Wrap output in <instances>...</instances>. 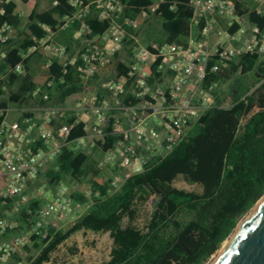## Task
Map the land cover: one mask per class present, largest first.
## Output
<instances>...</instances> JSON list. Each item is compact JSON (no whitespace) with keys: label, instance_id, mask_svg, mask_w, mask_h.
Returning a JSON list of instances; mask_svg holds the SVG:
<instances>
[{"label":"trees","instance_id":"trees-1","mask_svg":"<svg viewBox=\"0 0 264 264\" xmlns=\"http://www.w3.org/2000/svg\"><path fill=\"white\" fill-rule=\"evenodd\" d=\"M75 1L23 0L32 6L26 15L15 0H0V127L14 106L21 111L18 123L23 125L25 118H36L31 110L36 105L66 109L70 100L78 98L83 88L77 68L84 63L82 54L93 40L102 45L110 21L101 20L94 6L87 16L79 18V10L93 0ZM122 1L124 9L119 20L124 22L129 35L136 34L134 30L154 17L162 18L164 36L159 42L186 43L192 34L194 9L189 0ZM231 1L237 13L264 31V4ZM143 11H148L147 18L142 16ZM127 20L135 21L137 27L126 23ZM83 22L91 31L78 37ZM5 24L12 33L3 31ZM45 25L55 30V42L66 47L69 57L77 55L75 62H68L75 64L63 66L59 58L50 56L43 47L26 54L47 35ZM234 30L235 27L231 29ZM1 34L7 38L4 40ZM131 42L130 38L125 39L123 49L108 62V67H115L120 73L128 70L129 63L134 62ZM248 73L256 79L254 88H240L237 79L232 103L225 105L230 94L223 85ZM98 77L96 74L93 80ZM213 79H219L221 84L217 93L219 105L194 119L187 139L169 155L155 158L145 172L127 178L118 189L112 187L99 168L104 152L116 144L118 135L108 131L96 136L88 152L76 142L86 135L85 123L77 113L66 109L54 117L49 127L58 129L69 124L71 143L40 171L29 190L41 187L43 178L54 188L63 182L77 184L70 196L86 210L67 230L50 223L46 237L32 236L25 246L31 253L25 264H64L52 254L81 230L110 234V258L98 264H206L264 196V61L255 54L242 55L217 74L209 73L206 83ZM37 88L40 91L34 94ZM131 101L129 97L128 102ZM178 179L198 184L202 190L178 188ZM46 201L32 199L11 214L22 223V228L31 227L40 219V209ZM150 201L153 209L141 225L142 211ZM10 206L11 202L7 208ZM5 213L0 210V215ZM12 234L7 231L1 235L10 240ZM70 248L73 254L78 252L77 247ZM33 249L37 254H32ZM15 260L22 259L16 255Z\"/></svg>","mask_w":264,"mask_h":264},{"label":"built area","instance_id":"built-area-1","mask_svg":"<svg viewBox=\"0 0 264 264\" xmlns=\"http://www.w3.org/2000/svg\"><path fill=\"white\" fill-rule=\"evenodd\" d=\"M189 1L194 12L192 34L186 43L152 41L148 45L138 35H129L124 22L119 20L124 9L122 0H93L77 13L79 18L85 17L94 6L101 20L110 21L102 45L93 40L88 51L82 54L84 63H79L77 68L83 88L66 109L75 111L85 123L86 135L76 142L88 152L96 136L108 131L118 135L116 144L104 152L99 163L114 189L120 188L132 175L145 172L155 158L160 160L169 155L187 139L193 120L219 105L217 93L221 84L219 79L206 83L209 73L217 74L231 61L248 53L264 61V31L237 13L235 3L231 0ZM252 1L264 4V0ZM142 16L147 18L148 11H143ZM221 19L226 21V27L220 25ZM126 23L137 27L135 21ZM233 27L235 30L231 31ZM45 29L47 35L26 54L43 47L50 56L59 58L63 66L75 64L68 62H75L77 55L69 57L66 47L55 42V30L47 25ZM3 31L13 32L7 24ZM90 31L83 22L77 36ZM1 37L7 38L3 34ZM128 38L132 40L130 49L134 62L129 63L126 72L120 73L115 67H108V62L123 49ZM96 74L99 77L93 80ZM39 91L37 88L34 94ZM44 97L48 98V94ZM129 97L133 102H128ZM66 109L36 105L31 109L36 114L35 119L27 117L20 125L19 118L14 122L7 118L0 127V210L6 211L0 215V234L13 232L10 240L0 239V264H25L31 255L25 246L34 235H48L49 218L69 219L74 214L75 203L70 193L77 184L65 182L56 187L54 198L42 205L40 219L31 227L22 228V223L11 214L20 211L32 199L42 197L36 190L30 191V185L62 148L71 143L69 124H62L58 129L49 127L53 118ZM9 202L11 206L7 208ZM16 255L22 260L16 261Z\"/></svg>","mask_w":264,"mask_h":264},{"label":"rangeland","instance_id":"rangeland-1","mask_svg":"<svg viewBox=\"0 0 264 264\" xmlns=\"http://www.w3.org/2000/svg\"><path fill=\"white\" fill-rule=\"evenodd\" d=\"M17 1L21 4L24 13H28L30 11V7L25 4L22 0ZM137 35L142 40V42L162 40L164 36L162 18L154 17L146 24L140 26L137 29ZM237 79L240 80V88H244L245 86H247V88L253 89L256 84V79L252 73H248L246 75H239L225 83L223 85V89L230 94L229 98L226 100L227 105H230L232 103V92ZM73 103L74 101L70 100L68 105H72ZM11 109L12 110L8 115V121L14 122L19 118L20 110L16 106L12 107ZM39 117H41V115H39ZM42 183L44 184L41 187H36V189H34L36 190V194L41 195V198H44L45 200L54 198L56 188H54L47 179L43 178ZM175 186L190 191L200 192L202 190L200 185L189 184L182 179L176 180ZM74 207V214L69 219L60 218L59 216H52L49 218V220L58 228H62L64 230L69 229L73 225L77 217L84 213L86 210L85 206H81L78 204H75ZM152 209L153 201H150L142 211V215L139 220L141 225L143 224ZM244 217L241 219V221L244 219ZM7 238L9 237L4 238L0 234V239L9 240ZM112 242V238L107 232L81 230L71 235L66 241L59 245L52 255L54 258H58V260L64 264H98L110 258ZM70 247H77L78 252L76 254H73L70 250ZM37 252L38 251L35 249L32 250V254H36Z\"/></svg>","mask_w":264,"mask_h":264},{"label":"water","instance_id":"water-1","mask_svg":"<svg viewBox=\"0 0 264 264\" xmlns=\"http://www.w3.org/2000/svg\"><path fill=\"white\" fill-rule=\"evenodd\" d=\"M230 235L208 264H264V198Z\"/></svg>","mask_w":264,"mask_h":264},{"label":"crops","instance_id":"crops-1","mask_svg":"<svg viewBox=\"0 0 264 264\" xmlns=\"http://www.w3.org/2000/svg\"><path fill=\"white\" fill-rule=\"evenodd\" d=\"M15 1L20 5V7H21V9H22V12L24 13V10H23L21 4H20L17 0H15ZM22 1H23V0H22ZM251 1H252V0H251ZM24 3H25V2H24ZM25 4H27V3H25ZM27 5L30 7V11H29L28 13H24V14H26V15H28V14L31 12V10H32V6H31L29 3H28ZM220 25L223 26V27H226V26H227L226 21L223 20V19H221V20H220ZM134 32H135L136 35H137V29L134 30ZM193 33L196 34V31H194ZM151 42H152V41H150V42H148V43H151ZM144 43H146V42H144ZM148 43H146V44H148Z\"/></svg>","mask_w":264,"mask_h":264},{"label":"bare ground","instance_id":"bare-ground-1","mask_svg":"<svg viewBox=\"0 0 264 264\" xmlns=\"http://www.w3.org/2000/svg\"><path fill=\"white\" fill-rule=\"evenodd\" d=\"M263 198H264V196L261 198V200H262ZM261 200H260V201H261ZM260 201H259V202H258V203H257V204H256V205H255V206H254V207H253V208H252V209L246 214V216L244 217V219H243V220L237 225V227H238V226H239V225H240V224H241V223H242V222H243V221H244V220L250 215V213L256 208V206L260 203ZM237 227L235 228V230L237 229ZM235 230H234V231H235ZM234 231H233V232H234ZM233 232H232V233H233ZM232 233H231V234H232ZM230 236H231V235H230ZM230 236H229V237H230ZM227 239H228V238H227ZM227 239L225 240V242L227 241ZM225 242L223 243V245L225 244ZM217 253H218V252H216V253L210 258V260L208 261V263L212 260V258H213ZM208 263H207V264H208Z\"/></svg>","mask_w":264,"mask_h":264}]
</instances>
